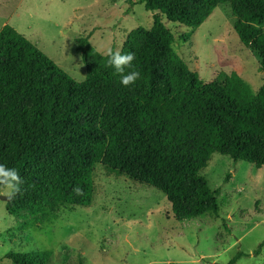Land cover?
Instances as JSON below:
<instances>
[{
  "label": "trees",
  "instance_id": "16d2710c",
  "mask_svg": "<svg viewBox=\"0 0 264 264\" xmlns=\"http://www.w3.org/2000/svg\"><path fill=\"white\" fill-rule=\"evenodd\" d=\"M140 2L191 30L230 3L235 30L260 54L264 72V0ZM176 41L160 13L151 29L132 30L121 51L135 53L141 76L125 87L90 36L78 38L88 73L101 76L85 86L11 24L0 30V163L25 181L20 198L41 210L90 206L95 167L103 164L164 192L179 221L219 213L217 192L200 172L215 153L231 156L234 165L264 166V84L256 91L236 71L223 82H206L176 50ZM139 95L160 105L143 103ZM77 185L82 195L73 192ZM263 247L264 241L256 254ZM52 255L8 256L15 264H53ZM245 255L238 251L226 264Z\"/></svg>",
  "mask_w": 264,
  "mask_h": 264
},
{
  "label": "rangeland",
  "instance_id": "374dc122",
  "mask_svg": "<svg viewBox=\"0 0 264 264\" xmlns=\"http://www.w3.org/2000/svg\"><path fill=\"white\" fill-rule=\"evenodd\" d=\"M155 13L176 35V50L206 82H223L236 71L256 91L264 84L261 56L240 40L230 3L191 30L140 0H0V30L11 24L89 86L101 76L88 73L77 39L90 36L104 55L109 48L122 50L132 30L152 28ZM139 99L160 105L158 99ZM200 174L217 192L219 213L183 221L164 192L103 164L95 167L90 206L50 211L20 195L12 201L0 197V264H15L11 253L40 251H51L53 264H226L238 251L246 255L237 264H264V247L256 254L264 241V166L234 165L231 156L215 153Z\"/></svg>",
  "mask_w": 264,
  "mask_h": 264
},
{
  "label": "clouds",
  "instance_id": "9594fccd",
  "mask_svg": "<svg viewBox=\"0 0 264 264\" xmlns=\"http://www.w3.org/2000/svg\"><path fill=\"white\" fill-rule=\"evenodd\" d=\"M107 57V65L115 69L120 75V83L128 87L135 84L141 76L138 70H134L133 61L135 60L134 52H122L121 50L107 49L105 53ZM25 181L21 178L19 172L15 168H10L0 163V197L8 201L15 200L18 195L23 194L22 185ZM76 195H82L83 189L80 186L73 188Z\"/></svg>",
  "mask_w": 264,
  "mask_h": 264
},
{
  "label": "crops",
  "instance_id": "0c3cea01",
  "mask_svg": "<svg viewBox=\"0 0 264 264\" xmlns=\"http://www.w3.org/2000/svg\"><path fill=\"white\" fill-rule=\"evenodd\" d=\"M253 164V163H252ZM255 165V164H254ZM119 171V170H118ZM121 172V171H120ZM122 173V172H121ZM137 182V181H136ZM140 183V182H139ZM142 184V183H141ZM146 185V184H145ZM149 186V185H148ZM200 217V216H199ZM198 218V217H197ZM187 219V218H186ZM179 221V220H178ZM183 221V220H182Z\"/></svg>",
  "mask_w": 264,
  "mask_h": 264
},
{
  "label": "water",
  "instance_id": "95a60500",
  "mask_svg": "<svg viewBox=\"0 0 264 264\" xmlns=\"http://www.w3.org/2000/svg\"><path fill=\"white\" fill-rule=\"evenodd\" d=\"M2 199H5V198H3V197H1Z\"/></svg>",
  "mask_w": 264,
  "mask_h": 264
}]
</instances>
